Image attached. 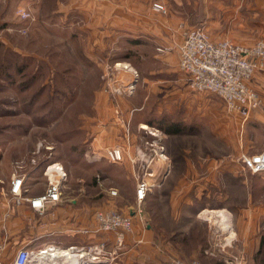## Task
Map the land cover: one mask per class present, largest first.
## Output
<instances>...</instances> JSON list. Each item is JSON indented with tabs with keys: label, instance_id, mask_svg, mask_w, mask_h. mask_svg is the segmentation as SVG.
Here are the masks:
<instances>
[{
	"label": "crops",
	"instance_id": "obj_1",
	"mask_svg": "<svg viewBox=\"0 0 264 264\" xmlns=\"http://www.w3.org/2000/svg\"><path fill=\"white\" fill-rule=\"evenodd\" d=\"M173 1L182 3V0ZM228 1V4L224 0H212L211 3L218 15L224 14L225 9L222 8L235 7L234 14L237 16L233 22L242 21L237 25L249 33L244 41H237L252 45L258 38H264V0ZM154 2L168 6V12L153 11L151 5ZM52 11L57 12L60 19L76 28L77 32H85L86 38L81 40L88 48L84 55L88 63L98 61L97 66L103 65L109 58L107 50L110 42L119 46L127 40L131 41V45L141 48L137 54L142 61L157 63L149 67L148 71H143V100L137 104L133 103V98L120 101L129 116L122 115L123 111L116 102L113 104L115 118L110 121L106 115L110 103L100 95V88L97 91L94 89L96 100L92 102L97 104L98 110L103 111L106 116L103 120L107 122L101 128L94 127V144L125 145L128 143L124 135L125 128L131 127L128 153L132 159L144 146L132 127L147 123L149 128L161 133L162 130L157 126L159 121L178 122L187 119L183 116L178 119L170 111L172 101L164 106L156 101V105L151 108L152 119L144 117L131 126L130 116H133V112L148 109L153 94L175 95L179 98L180 106H185V114L190 107L203 109L207 102L204 96L212 95L197 92L189 94L186 78L178 69V45L183 30L191 26H187L182 17L172 12L170 0H65L59 2ZM213 18L205 27L208 34L216 39L227 36L234 39L229 30L222 28V18ZM258 70L250 83L259 93L264 107V65ZM136 129L140 131L138 126ZM164 137V153L170 161L173 155L185 153L184 145L171 143V138L179 143L182 140L180 134H164ZM181 157L187 161V156ZM4 159H0L1 164ZM12 163L13 160L10 161L8 173L4 167L0 171L4 176L0 177V245L3 246L0 252L4 255L5 264H13L19 248L32 251L29 264H158V258L167 260L168 254L197 259L204 264H264V246L260 249V235H264V204H254L253 197L247 193L250 187L244 183H206L198 181L200 169L197 166H172L170 175L168 171L165 180L155 189L152 188L157 192V199L148 211L147 221L135 213V185L131 195L126 197L113 198L103 194L100 198L102 206H112L124 214H130L134 221L133 232L127 235L121 247H116L112 234L91 232L94 224L92 200L84 197L82 190L74 196L64 193L69 178L66 169L63 198L59 203L48 206L44 212L32 208L27 201L15 204L9 192ZM160 164L162 162L153 166L158 169ZM121 168V171L125 170L127 178L133 177L132 164L118 167L117 170H106L118 175ZM194 173L195 179L191 178ZM26 174L23 195L42 193L47 184L42 167H28ZM88 186L89 182L84 184V187ZM106 196L111 197V200ZM203 197L217 199L201 202ZM220 211H224V215L218 213ZM160 214H163V219ZM153 215L156 216L154 220ZM101 243H104V247L97 253L95 246ZM43 248H55L58 251L49 250L47 255L38 253Z\"/></svg>",
	"mask_w": 264,
	"mask_h": 264
},
{
	"label": "rangeland",
	"instance_id": "obj_2",
	"mask_svg": "<svg viewBox=\"0 0 264 264\" xmlns=\"http://www.w3.org/2000/svg\"><path fill=\"white\" fill-rule=\"evenodd\" d=\"M61 1L65 0H0V159L6 157L2 160L3 164L0 163V171L4 167L8 173L11 160L14 162L22 159L25 153L32 152L38 141L45 140L53 146L52 161H60L68 172L69 178L64 193L74 196L82 190L84 197L92 200L94 212L97 208L109 207L100 204L101 196L107 195V188L113 187L117 190L118 197H126L131 195L135 185L133 177L127 178L125 170L121 171L122 168L118 175L109 171L128 164L133 165L130 156L126 155L120 163H111L104 156V148L110 145L99 146L93 143L96 136L94 127L101 128L107 123L103 120L106 119L103 111L98 110L97 104L92 102L96 100L94 89L97 91L100 88V95L110 103L108 113L106 112L110 121L115 118L113 104L116 102L123 111L122 115L129 116L128 110H123L120 101L133 98L134 102H131L137 104L143 100V71H148L149 67L157 63L142 61L137 54L141 48L131 45L128 40L119 46L110 42L107 50L109 58L103 65L97 66L98 61L86 62L84 55L88 48L83 41L86 38L85 32H77L76 28L61 20L57 12L52 11ZM211 1L182 0V3L176 4L170 0L172 12L182 17L187 26L205 28L207 22L217 16L222 18V28L229 30L234 38L227 36L221 37L222 39L243 46H252L258 40L264 39L260 37L252 45L238 42L244 41L249 33L237 25L242 21L233 22L237 16L234 14V5V8H222L225 9L224 14L218 15L219 13L215 14ZM225 1L228 4L229 1ZM21 8L31 12L30 19L20 18L18 12ZM165 9L168 12L169 7L166 6ZM210 37L219 40L214 36ZM134 71L137 76L133 74ZM132 81L134 90L128 93L127 85ZM117 88L120 92H115ZM253 90L261 100L259 93ZM189 94H193L190 89ZM153 95L148 109L133 112V116H130L131 126L144 117L152 119L151 108L156 105V101L162 106L172 101L170 111L178 119L181 116L187 119L168 122L177 124L180 131L173 134H180L182 139L177 143L171 138V143L185 146L186 151L181 155L187 156V161L177 153L171 161L168 158V165L160 164L162 168L159 166L161 169L158 168L154 184L149 191L152 193L147 196L144 208L142 206L144 221L148 220V211L157 199L154 187L165 180L168 171L170 175L172 166H197L200 169L198 181L206 183H244L250 187L247 193L253 197L254 204H264L263 177L259 173L243 169L241 161L243 154L256 153L264 147L262 100L258 108L244 115L228 111L223 101L212 94L204 96L207 102L203 109L190 107L185 114V106H180L179 98L175 95ZM138 124L136 127H139ZM148 126L144 123L142 127L147 129ZM134 127L132 131L140 136V140L143 139L142 142L154 138L143 135V130L137 131ZM164 134L166 133L162 131L157 133V139L162 145L165 143ZM97 175L103 179L102 184L105 187L97 184ZM195 176L196 173L191 174V178L195 179ZM0 177H4L2 173ZM87 182L89 188L84 187ZM111 197L106 196L107 199ZM216 199L203 197L200 201L211 202ZM160 215L163 219V214ZM154 219L156 216L153 215ZM168 256L185 259L177 254H168L166 258ZM158 264L170 263L168 259L158 258Z\"/></svg>",
	"mask_w": 264,
	"mask_h": 264
},
{
	"label": "built area",
	"instance_id": "obj_3",
	"mask_svg": "<svg viewBox=\"0 0 264 264\" xmlns=\"http://www.w3.org/2000/svg\"><path fill=\"white\" fill-rule=\"evenodd\" d=\"M151 8L155 12L166 13L164 5L154 2ZM23 20L31 18V12L21 8L18 12ZM160 51L161 49L158 48ZM264 65V39L258 40L252 46H243L231 42L228 39L213 40L203 26H191L183 30L182 40L178 45V68L184 74L188 87L197 93H211L219 97L226 109L230 112H239L247 115L250 110L256 109L261 104L258 94L251 88L250 80L254 73ZM133 74L137 76L134 71ZM128 93L134 90L133 81L127 85ZM115 92H120L117 88ZM143 135L153 136V139L142 142L143 148L137 151L131 159L133 163V178L135 180V213L142 216V203L154 184L157 170L153 166L156 163H166L168 157L164 153V147L160 144L158 130L144 129ZM124 135L128 141L125 145L106 146L104 156L111 163H120L129 156L130 129L125 128ZM143 141V139H141ZM147 149V150H146ZM53 146L45 140H40L31 153L22 159L12 163L9 192L15 204L27 201L29 205L44 212L48 206L56 205L63 198V182L67 178L64 166L57 161H52ZM242 168L259 173L264 179V147L261 151L252 154H243L241 157ZM40 165L42 173L46 177L45 190L35 196L23 195V185L27 177L28 167ZM51 168V169H50ZM97 184L103 187V179L97 175ZM109 196H117L115 188L106 189ZM94 224L90 229L95 234L110 233L114 237L116 247H121L127 235L133 232L134 221L130 214H124L116 208L100 207L92 213ZM86 230V231H90ZM138 242L141 243V240ZM97 247V248H96ZM104 243L95 246V251H102ZM3 246L0 245V251ZM161 250V249H159ZM44 250H39L38 253ZM162 253V251H161ZM32 251L19 248L13 258V264H29ZM170 264H204L199 260H185L182 258H170ZM0 264H5L4 255L0 252Z\"/></svg>",
	"mask_w": 264,
	"mask_h": 264
},
{
	"label": "trees",
	"instance_id": "obj_4",
	"mask_svg": "<svg viewBox=\"0 0 264 264\" xmlns=\"http://www.w3.org/2000/svg\"><path fill=\"white\" fill-rule=\"evenodd\" d=\"M158 128H160L164 133L166 134H173V133H178L180 128L177 126L175 123H168L165 121H159L157 123ZM260 249L264 246V235H260ZM191 260V259H188Z\"/></svg>",
	"mask_w": 264,
	"mask_h": 264
},
{
	"label": "bare ground",
	"instance_id": "obj_5",
	"mask_svg": "<svg viewBox=\"0 0 264 264\" xmlns=\"http://www.w3.org/2000/svg\"><path fill=\"white\" fill-rule=\"evenodd\" d=\"M142 126H143V124H142ZM148 127H149V126H148ZM142 128H143V127H142ZM147 129H148V128H147ZM218 213H221V214H222V211H220V212H218ZM71 249H73V248H71ZM43 250H44V251H42L41 253H42V254H46V255H47V253H49V250H56V251H58V250L55 249V248H49V249H46V250L43 248ZM66 251H68V250H66ZM33 253H34V252H33ZM62 253H64V252H62ZM64 254H65V253H64Z\"/></svg>",
	"mask_w": 264,
	"mask_h": 264
}]
</instances>
